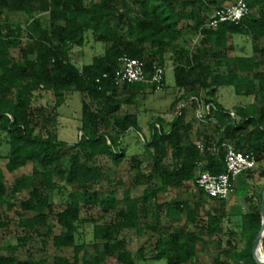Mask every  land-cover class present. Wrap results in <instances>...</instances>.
Segmentation results:
<instances>
[{"label": "trees", "instance_id": "trees-1", "mask_svg": "<svg viewBox=\"0 0 264 264\" xmlns=\"http://www.w3.org/2000/svg\"><path fill=\"white\" fill-rule=\"evenodd\" d=\"M228 1L98 0L86 4L85 0H0V149L6 151L7 172L32 165L30 174L18 176L10 190L0 170V264H32L14 254L37 238H51L52 246L58 249H73L71 262L54 257L52 264H105L109 259L116 264H137L118 239L119 233L126 230H134L137 236L147 231L156 237L153 245L156 262L195 264L202 235L175 228L170 221L186 214L187 223L194 224L198 206L195 204L190 209L188 200L179 196L171 203L158 205L157 194L178 190L189 183L195 185L201 172L214 176L222 174L227 145L253 154L257 164L264 161V47L254 45L253 56L230 59L226 55L228 35H244L252 42L264 39V0H243L249 14L237 24L222 23L216 28H206L212 10L224 7ZM18 13L26 18L24 37L21 25H13L7 16ZM183 27L200 31L203 42L213 46L214 51L203 47L192 54L178 46ZM89 34L104 50L89 64L78 68L71 62L70 53L83 48ZM168 48L181 53L174 63L173 75L178 86L186 92L178 101L188 102L204 91L202 120L207 124L213 118L211 134L204 129L191 139L192 127L185 120L183 108L166 125L162 119L150 123L148 139L136 115L120 114L123 106L135 104L148 84L113 85L118 59L126 56L143 62L149 78L154 64L163 66ZM223 65H226L224 72L220 71ZM229 87L239 96L253 94L259 104L233 107L231 111L226 109L215 97L219 89ZM39 91L51 93L56 106L71 91L84 93L97 104L96 110L82 104V127L74 145L57 140L55 136L45 138L35 134L29 108L33 94ZM131 133L142 141L151 177L158 180L159 187L138 197L126 191L121 200L123 208L116 210L111 193L104 196L90 191L104 178L101 169L90 162L105 157L118 167L126 159L124 140ZM75 148L84 154L85 162H79L78 151L73 153ZM165 160L172 161L171 165L166 167ZM132 165L137 171L140 169L138 159H133ZM258 177L264 178V169L258 172ZM57 180L64 186H59ZM140 183L135 177L130 187L135 188ZM47 191L63 200L65 210L62 213H53L52 200L44 194ZM246 192L247 186L241 180L238 193L250 210L246 215L238 210L242 219L240 237L244 244L238 250L222 251L215 264H222L220 256L231 264H256L252 247L262 225L264 192L255 204ZM22 194L25 198L17 202V196ZM95 206H100L104 213L114 212V219L107 224L93 225L91 241L82 243L79 229L83 223L79 211L81 207ZM152 208L153 221L148 222L145 219ZM7 212L13 213L15 226L22 234L15 245L1 242L2 231L9 227ZM162 212L164 216L160 217ZM52 216L62 229L58 235H52L48 224ZM206 220L210 235L220 231L217 223L210 228L215 221L214 215L206 213ZM87 246L90 253L84 250ZM138 254L143 261L141 248ZM257 257L264 263V239L257 248Z\"/></svg>", "mask_w": 264, "mask_h": 264}, {"label": "rangeland", "instance_id": "rangeland-1", "mask_svg": "<svg viewBox=\"0 0 264 264\" xmlns=\"http://www.w3.org/2000/svg\"><path fill=\"white\" fill-rule=\"evenodd\" d=\"M86 4L89 2H97L98 0H85ZM235 0L228 1L225 5L233 3ZM216 9L212 10V13ZM211 13V15H212ZM10 22L13 25H21L22 37L25 36L24 24L26 18L21 14H7ZM183 35L178 43L180 47L186 48L189 52L194 54L198 49L209 47L210 51H214L213 46L203 42L202 33L195 32L194 30H187L183 27ZM254 45L264 47V39L257 42H252L244 35H228L227 36V58L233 59L236 57L253 56L252 48ZM103 46L92 35L87 36L86 44L83 48L75 49L70 53V60L78 68L89 64L92 59L103 53ZM16 56V52L13 53ZM179 50H172L168 48L164 56L165 68V82L164 88L160 92H154L149 85H145L143 92L136 99L135 104L131 106H123L120 109V114H134L137 117L138 125L145 135V139L149 138V124L162 119L164 125L169 123L180 111L185 110V120L191 125L190 138L195 139L196 132H201L204 129L209 130L214 123L213 118H210L206 124L202 120L205 113L203 100L206 99L204 91L199 93L197 98L190 99L188 102L178 99L184 95L186 90H182L175 82L173 75L174 63L178 56L181 57ZM256 57V56H255ZM214 61L211 65H214ZM226 65L221 66L220 71L224 72ZM178 101L174 107H170L174 101ZM215 100L226 109L230 111L233 107L245 106L250 103L259 104L253 94L249 95H236L233 88H221L218 90ZM82 104H87L92 110H96L97 104L91 102L90 98L84 93L68 92L64 100L59 106L55 105V99L49 92L39 91L33 94L31 106L29 108V116L34 126L35 134L40 137L55 136L57 140L66 142L69 145H74L79 138L80 129L82 127ZM166 128V126H164ZM126 159L118 167H115L105 157H98L92 159L91 165L101 169L103 174V181L98 185H93L90 191H98L100 194L107 196L110 193L115 199L116 210L123 208L121 203L122 197L126 191H130L132 197L143 195L145 191H152L159 187L158 180L151 177V172L147 166L149 161L147 155L144 154L142 141L135 133L126 136ZM79 162H85L84 154L77 148L73 149V153H77ZM6 151L0 149V170L3 173L5 184L8 190L11 189L13 181L20 175H29L32 165L28 164L22 169L9 173L5 169L6 164ZM133 159L140 161V169L137 171L133 168ZM172 161L165 160L166 167L170 166ZM264 169V161L258 163L254 170L249 173L239 175L233 185L231 194L224 201H215L208 198L202 191L194 184H185L178 190L170 189L166 193H159L156 196L158 205L163 203H171L176 197L187 199L190 209L194 205L198 206V213L194 219V224H188L186 214L181 218L171 220L170 224L175 228H183L187 231H196L202 235L203 242L197 247L195 264H215L217 255L224 250H238L244 241L240 237L242 228V219L238 215V210L242 215L249 213V206L245 204L241 194L238 193V185L241 180L247 186V195L251 203L258 202V197L261 192H264V178L258 177V172ZM137 177L141 181L140 185L135 188L130 187L132 180ZM59 186H64L63 182L57 180ZM68 190L69 188L66 187ZM45 195L50 196L53 203V213H62L65 210L63 200L50 191L44 192ZM103 196V197H104ZM25 198V194L18 195L16 201ZM224 205L221 209V205ZM151 213L146 216V221H153ZM206 213L214 215L215 221L210 228L214 227L216 223L220 228L219 232L209 234L206 230L208 222L206 220ZM223 213V214H222ZM9 227L2 231L1 242L3 245H15L17 237L21 236V231L16 228V218L12 212L5 213ZM221 215H223L221 217ZM164 216V212L160 217ZM79 218L82 221L79 229L80 239L82 243H88L92 239V226L103 225L110 223L114 219V212L104 213L100 206H95L90 209L82 208L79 211ZM48 224L51 227L52 235H58L62 229L57 225L54 217L48 219ZM118 239L124 244V249L131 253L132 257L136 260L137 264H164V262H156L153 258L155 256L153 251L155 236L145 231L137 236L134 230H126L120 232ZM88 245V244H87ZM143 251V261L139 258L138 250ZM90 253V247L84 249ZM22 261H29L32 264H52L54 257H62L68 259L70 262L74 258L72 248H55L51 244V238L34 239L28 241L26 247L19 248L14 254ZM82 252L79 254L80 258ZM92 255V254H91ZM222 264H231L225 257H219ZM105 264H116L115 260L109 259Z\"/></svg>", "mask_w": 264, "mask_h": 264}, {"label": "built area", "instance_id": "built-area-1", "mask_svg": "<svg viewBox=\"0 0 264 264\" xmlns=\"http://www.w3.org/2000/svg\"><path fill=\"white\" fill-rule=\"evenodd\" d=\"M249 14V9L243 0H235L229 5L216 9L206 28H216L222 23L237 24ZM106 78V75H104ZM165 82V68L154 64L149 78L145 74L144 63L123 56L118 59V66L112 77L113 85L121 87L130 84H148L154 92L163 90ZM224 172L220 175H211L208 172L199 173L195 185L208 198L216 201L225 200L232 192L233 185L239 175L252 170L256 166L253 154H245L227 145L224 152Z\"/></svg>", "mask_w": 264, "mask_h": 264}, {"label": "water", "instance_id": "water-1", "mask_svg": "<svg viewBox=\"0 0 264 264\" xmlns=\"http://www.w3.org/2000/svg\"><path fill=\"white\" fill-rule=\"evenodd\" d=\"M261 217H262L261 229L257 234L252 247L253 260L256 264H264L257 257V248L259 247L261 240L264 239V193H262V199H261Z\"/></svg>", "mask_w": 264, "mask_h": 264}, {"label": "crops", "instance_id": "crops-1", "mask_svg": "<svg viewBox=\"0 0 264 264\" xmlns=\"http://www.w3.org/2000/svg\"><path fill=\"white\" fill-rule=\"evenodd\" d=\"M181 39V38H180ZM177 45L179 46V43L177 42Z\"/></svg>", "mask_w": 264, "mask_h": 264}]
</instances>
